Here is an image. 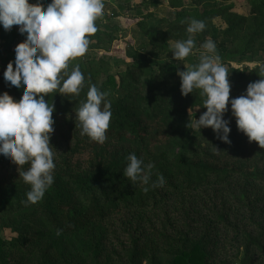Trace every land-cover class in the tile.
<instances>
[{"label":"trees","instance_id":"1","mask_svg":"<svg viewBox=\"0 0 264 264\" xmlns=\"http://www.w3.org/2000/svg\"><path fill=\"white\" fill-rule=\"evenodd\" d=\"M221 1L214 0L210 7L199 9L205 20L215 13L223 16L228 13L229 26L215 29L212 34L217 51L228 52L237 38L235 34L245 30L250 19L253 30L246 34V43L252 48L264 37V0H247L250 10L246 14L230 11L233 3L223 5L229 0ZM122 6L136 8L138 4L134 6L129 1ZM200 34L204 37L205 31ZM12 46L8 49L12 56L0 61V93L7 91L19 100L23 89L10 87L3 77L7 63L14 59ZM99 47L90 39V49ZM81 58L85 60L86 56ZM188 58L193 65L198 63L199 55L193 51ZM184 60L176 62L180 70H184ZM172 62H153L142 55L135 56L122 76L126 87L119 90L113 75L99 84L83 63L69 61L70 68L80 66L85 86L79 96L66 97L59 93L45 96L55 106L54 121L75 115L88 84H95L109 93L112 116L106 131L107 142L131 143L135 150L124 151L122 155H95L85 164L82 155L91 145L100 143L86 135L79 137L76 132L75 143L66 145L54 157V183L39 202L27 206L22 201L26 200L30 186L19 178V173L15 179L1 181L0 168V215L14 216L9 223L17 234L11 238L0 235V264H235L238 261L264 264V191L257 192V188L264 186V148L255 141L249 142L237 130L230 104L224 114L230 121V144L217 139L210 127L200 131L190 129L186 104L196 109L204 97L199 90L181 95L180 81L172 82V77L178 75L167 73V68L174 65ZM222 63L229 72L230 100L242 95L249 82L261 79L258 65L236 67L230 62ZM129 153H135L145 164L154 165L149 185L132 184L124 177ZM158 173L166 182L163 187H151ZM210 185L223 192L222 206L217 208L216 204V211L199 207L196 200L189 207L180 201L176 212L192 208L193 214H188L189 219L184 223L175 214L160 220L158 228L152 226L155 245L145 241L143 234L136 235L143 222L124 227V233L133 230L131 244L119 242L121 249L112 245L120 233L114 225L111 226L114 229H108L110 218L126 210L158 212L176 195L185 199V195L199 194ZM235 211L241 212L246 220L244 224L239 218L237 223L232 219ZM222 229L227 233L219 232Z\"/></svg>","mask_w":264,"mask_h":264},{"label":"clouds","instance_id":"2","mask_svg":"<svg viewBox=\"0 0 264 264\" xmlns=\"http://www.w3.org/2000/svg\"><path fill=\"white\" fill-rule=\"evenodd\" d=\"M104 15L103 0H0V27L17 31L25 39L16 44L14 59L3 72L10 87L23 89L19 100L7 91L0 93V157L18 166L19 178L30 186L26 192V206L39 202L54 183V152L50 144L54 132L55 106L45 99L52 93L79 96L85 86V76L78 64L69 61L86 54L90 37L98 31L96 21ZM183 23V22H182ZM203 20L191 18L187 22L186 39L170 45L172 58L183 61L193 53V36L202 32ZM200 47L198 63L177 70L181 95L199 90L206 108L198 119L189 120L192 130L210 127L217 139L231 143L230 121L224 114L231 109L237 130L249 142L264 148V64L258 65L261 79L249 82L239 97H230L228 70L217 54L216 43L206 39ZM109 93L89 83L85 98L75 108V126L81 136L104 143L112 116ZM123 175L132 184L149 185L154 165L145 164L135 153L126 157ZM28 165L27 168H24ZM165 178L157 174L151 187H163ZM148 188L145 187L144 191ZM59 234V232L57 233Z\"/></svg>","mask_w":264,"mask_h":264},{"label":"rangeland","instance_id":"3","mask_svg":"<svg viewBox=\"0 0 264 264\" xmlns=\"http://www.w3.org/2000/svg\"><path fill=\"white\" fill-rule=\"evenodd\" d=\"M132 1L136 8H125L122 4ZM219 3L222 2L218 0ZM45 3L50 0H44ZM104 2V15L100 17L98 21V30L93 34L90 39L96 42L101 47L88 50L84 56L85 60L81 57H77L70 62H81L85 67L91 70V73L95 76L99 84H103L109 75H113L118 84L119 90L126 87V82L122 76L127 68V63L134 62L135 56L142 55L153 62H164L165 60L173 61L174 65H170L167 69L169 74H177L179 66L176 65L178 60L172 58L170 45L177 40L186 39L188 34L186 33L187 22L191 18L203 20L206 27L204 29V37L202 34L197 33L193 36L195 40V48L193 51L196 55H200L203 49L200 45L206 39H212L213 31L226 28L228 25L227 16L228 13L219 15L215 13V16L204 19L203 15L199 12V9L204 7H210L214 0H103ZM32 3H35L33 0ZM233 7L230 11L238 14H246L250 10V4L247 0H229L224 1L223 5L232 4ZM223 7V6H222ZM217 14V15H216ZM183 22V23H182ZM245 30L238 31L235 35L234 45L229 48L228 52L217 54L222 61L230 62L232 66L236 67H255L259 64H264V37L258 39L253 47H248L246 43V34L248 31L253 30L252 20L247 22ZM25 39L17 31V26H13L11 31H5L0 27V61L3 57H10L12 54L8 52L9 46H12L14 50L17 43L22 42ZM188 58V57H186ZM191 58L184 60L183 66L192 65ZM181 64V63H180ZM180 70V69H179ZM156 75L158 70L156 69ZM179 80L180 77L173 76L172 82ZM130 87V86H129ZM110 90V89H109ZM116 90H118L116 88ZM187 105L188 120L198 119L199 116L206 111V108L202 106H196V109L191 107V104ZM75 115L64 118L58 121H54V132L50 137V144L54 152V157L58 151H62L66 145H73L76 141V132L80 134V129L75 126ZM79 136V135H78ZM79 137H82L81 135ZM71 143V144H70ZM91 145V147L82 155V159L85 164H88L95 155H122L123 152L131 150L134 151V147L131 143L125 145H118L116 143L107 142ZM105 155V156H106ZM5 167V168H3ZM0 168L3 170L1 173V181H9L15 179L18 174V166L9 160L0 157ZM217 187L212 185L207 187V190H201L199 194L185 195V199H182L180 195H176L172 201L165 202L163 208L158 212L151 211H124L123 213L116 215L108 220V229H114L113 226L120 233L119 238H116L112 245L118 249L119 242L125 244H131V230L129 233H124V227L130 224H138L143 222L138 229L137 236L145 238V241H151L152 246L155 245V240L152 237V226L158 228L159 221L166 220L169 215H175L184 223L188 221V214H193L191 209L181 210L176 212V206L180 205V201L187 207L193 200L199 203V207H205L210 212L216 211L217 208L222 206L220 203V196L223 192H217ZM264 191V186L257 188V192L260 194ZM217 192V193H216ZM176 204V205H175ZM236 210V209H235ZM240 211L232 213L231 217L237 223L238 218L242 220L241 224L246 221L243 216L240 215ZM158 215L160 217H158ZM14 216L2 217L0 215V235L4 238H11L17 235L10 226V220ZM153 221V222H150ZM219 232L227 233L225 229ZM113 234H111L112 236ZM230 248V245L228 246ZM232 249V248H231ZM243 251H241L242 256ZM240 256V257H241ZM235 264H240V261Z\"/></svg>","mask_w":264,"mask_h":264}]
</instances>
